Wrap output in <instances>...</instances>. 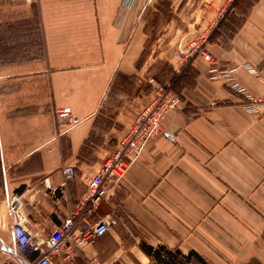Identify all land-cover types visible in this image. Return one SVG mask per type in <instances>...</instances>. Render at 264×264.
Masks as SVG:
<instances>
[{"label": "crops", "instance_id": "0c3cea01", "mask_svg": "<svg viewBox=\"0 0 264 264\" xmlns=\"http://www.w3.org/2000/svg\"><path fill=\"white\" fill-rule=\"evenodd\" d=\"M14 17L10 33L40 39L43 57L31 62L36 106L7 115L0 103V261L14 243L11 196L32 227L47 234L60 224L149 97L156 61L176 72L178 45L211 27L214 61L190 63L186 81L173 83L180 103L162 132L86 220L109 230L56 264L92 255L102 264H264V107L253 103L264 99L254 71H264V0H0V26ZM61 106L68 127L57 122ZM65 164L75 166L71 179Z\"/></svg>", "mask_w": 264, "mask_h": 264}, {"label": "built area", "instance_id": "2783aa9c", "mask_svg": "<svg viewBox=\"0 0 264 264\" xmlns=\"http://www.w3.org/2000/svg\"><path fill=\"white\" fill-rule=\"evenodd\" d=\"M25 1L33 0H6L11 4ZM224 16L225 10H220L219 19ZM210 33L211 27L202 29L186 44L178 45L177 60L173 65L176 72L185 64L198 59L214 61L213 54L207 48ZM254 71L264 80V71ZM179 103V95L168 88V84H153L149 97L138 104L129 125L117 140L112 152L106 155L98 169L87 177L85 190L74 208L49 233H44L42 228L32 227L17 208L12 210L11 234L14 243L0 264H56L57 258L72 259L84 242L92 241L94 237L106 233L110 228L108 221L96 218L88 223L87 218L94 214L100 202L120 184L146 143L162 132L165 115ZM253 103L264 107V99ZM55 114L58 124L62 127H68L73 121L67 106L57 107ZM61 171L65 179H71L75 175V166L65 164ZM16 199L17 195L11 196V201ZM80 220H84L83 227L77 229L76 225ZM87 264H102V261L92 255Z\"/></svg>", "mask_w": 264, "mask_h": 264}, {"label": "rangeland", "instance_id": "374dc122", "mask_svg": "<svg viewBox=\"0 0 264 264\" xmlns=\"http://www.w3.org/2000/svg\"><path fill=\"white\" fill-rule=\"evenodd\" d=\"M237 1V0H236ZM242 1H240L241 3ZM164 7H162L163 16H170L172 15L170 13L169 6L165 3ZM243 7H246L245 4H243ZM240 8H242L240 6ZM247 8V7H246ZM152 21L154 22L153 15L150 16ZM15 17L12 18V23L7 24V27L0 26V77H10L11 75H14L15 73L19 77L17 80H7L5 83V80H0V103L2 102V105L5 109V113L8 115V113L12 110H10L15 105L28 109L31 106L34 108L36 105H33V99L34 94L31 93L32 91V85L33 82L32 79L34 78V74L38 72V67L36 68L37 64H35V69L31 67V62L33 61H40L43 57V54L41 53L40 46V39L39 41L33 43L31 45V41L28 38L30 34L28 32H25L27 30H24V32H19L18 34L10 33L8 29L9 25L15 24ZM23 22L24 26L27 24V18L23 16ZM32 23L35 26V30H39V24L37 23V20L35 17L32 19ZM15 26V25H14ZM25 29V28H24ZM22 31V30H20ZM156 33H152L151 40L147 47L150 45L156 44ZM23 38V39H21ZM171 40V39H170ZM34 41V37L32 39ZM39 45V46H38ZM40 52H39V51ZM151 61V60H150ZM35 62V63H36ZM156 65L162 69V75H171L170 74V66L165 63L164 61L158 60L156 61ZM155 64V62H154ZM16 65H18L16 67ZM16 67V68H15ZM170 67V68H169ZM21 77V78H20ZM4 83V84H3ZM153 86V85H152ZM152 86H150V90L152 89ZM21 91L19 97L16 98V91ZM2 100V101H1ZM41 108V107H40ZM136 110V109H135ZM38 111V110H37ZM34 112V111H33ZM40 112V111H38Z\"/></svg>", "mask_w": 264, "mask_h": 264}, {"label": "trees", "instance_id": "16d2710c", "mask_svg": "<svg viewBox=\"0 0 264 264\" xmlns=\"http://www.w3.org/2000/svg\"><path fill=\"white\" fill-rule=\"evenodd\" d=\"M241 18L237 19V22H234L235 26H238V24H240ZM190 63L185 64L184 66H182V68L178 71V72H174L172 71V69L170 68V76L167 75H162V71L160 72V75L156 78V82L158 84H162V85H166V79H168V88L172 89L176 94H180V89L175 88V86H173V83H178L181 79H183V82L186 81V77L183 75V72L188 70L187 68L189 67ZM174 72V73H172Z\"/></svg>", "mask_w": 264, "mask_h": 264}, {"label": "water", "instance_id": "95a60500", "mask_svg": "<svg viewBox=\"0 0 264 264\" xmlns=\"http://www.w3.org/2000/svg\"><path fill=\"white\" fill-rule=\"evenodd\" d=\"M17 204H18L17 200H13L11 202V209L14 210L16 208Z\"/></svg>", "mask_w": 264, "mask_h": 264}]
</instances>
